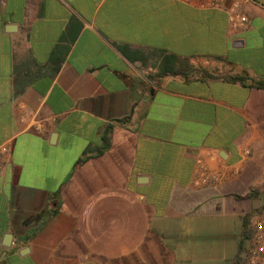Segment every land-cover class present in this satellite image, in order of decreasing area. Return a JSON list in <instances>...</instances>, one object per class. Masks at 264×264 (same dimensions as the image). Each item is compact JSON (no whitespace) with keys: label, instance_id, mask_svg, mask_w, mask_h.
<instances>
[{"label":"crops","instance_id":"1","mask_svg":"<svg viewBox=\"0 0 264 264\" xmlns=\"http://www.w3.org/2000/svg\"><path fill=\"white\" fill-rule=\"evenodd\" d=\"M208 1L0 0V264H242L264 7Z\"/></svg>","mask_w":264,"mask_h":264},{"label":"built area","instance_id":"2","mask_svg":"<svg viewBox=\"0 0 264 264\" xmlns=\"http://www.w3.org/2000/svg\"><path fill=\"white\" fill-rule=\"evenodd\" d=\"M183 4H191L195 0H178ZM226 0H209L203 8L223 9ZM227 13V20L231 27H243L247 23L246 17L240 12V1L232 0L230 6L225 9ZM198 182L204 184L207 181H216L217 177L208 172L207 168L198 161ZM242 264H264V218L257 220L253 225V232L248 241V246L242 251Z\"/></svg>","mask_w":264,"mask_h":264},{"label":"trees","instance_id":"3","mask_svg":"<svg viewBox=\"0 0 264 264\" xmlns=\"http://www.w3.org/2000/svg\"><path fill=\"white\" fill-rule=\"evenodd\" d=\"M253 2H255L254 0H252ZM256 3V2H255ZM256 4H258V3H256ZM169 59V61H168V66H170L171 64V60L170 59H172V60H174L173 58H168ZM168 74H176V72L175 71H173V70H170L169 72H168ZM261 87H263L264 88V86L263 85H260Z\"/></svg>","mask_w":264,"mask_h":264},{"label":"water","instance_id":"4","mask_svg":"<svg viewBox=\"0 0 264 264\" xmlns=\"http://www.w3.org/2000/svg\"><path fill=\"white\" fill-rule=\"evenodd\" d=\"M256 3L264 7V0H254Z\"/></svg>","mask_w":264,"mask_h":264}]
</instances>
